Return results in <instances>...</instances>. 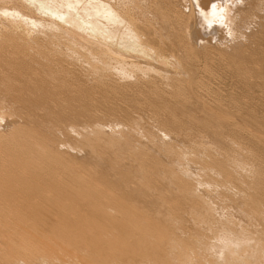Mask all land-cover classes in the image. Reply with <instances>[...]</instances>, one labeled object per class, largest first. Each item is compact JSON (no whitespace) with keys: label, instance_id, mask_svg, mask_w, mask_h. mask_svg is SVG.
Listing matches in <instances>:
<instances>
[{"label":"bare ground","instance_id":"bare-ground-1","mask_svg":"<svg viewBox=\"0 0 264 264\" xmlns=\"http://www.w3.org/2000/svg\"><path fill=\"white\" fill-rule=\"evenodd\" d=\"M181 1L187 6L185 10H188L189 14L183 10L185 15H181V9L178 11L175 6L174 8L170 5L171 0H0V58L4 59L0 66H8L10 69L14 64L19 65L16 66L18 75L16 72V75H10L9 69L3 75L0 72V128L4 133L0 141L4 139L2 144L5 143L2 146L0 142V166H14L13 171H16L15 167L20 169H17L20 174L11 172L9 167L8 175L4 168V173L0 171V264H264V161L257 163L246 160L244 146L237 141L241 136H238L239 132L236 133L237 138L227 141L229 135L225 136L228 134L224 133L225 123L233 124L235 118L232 121L220 106L216 105L214 108L209 103L199 101L200 98L196 95L197 98H192L193 102L189 103L182 101L179 97L181 93H175L172 102H167L169 99L163 100L162 96H157L158 100H155V105H161L166 110L165 113L162 110V114L167 117L163 118L165 121L160 122V119H157L159 124L150 114L152 119H149L159 125H149L150 128H147L146 123L147 127H142L143 117L141 122L136 117L138 120H132L130 125L125 127L127 121L124 124V119L127 117L124 113L134 103L127 104L128 108L117 117H114L118 111L113 103L115 108L107 106L108 109L105 110V107V111L98 117L99 115L88 110L90 107L88 108L87 104V108H83L77 105L76 100L70 101L71 97L67 99L68 95L61 98L69 93L70 89L65 78L60 80L65 76L64 72L62 77H58L59 70L56 75L55 70L50 67L51 64L47 65L54 58L52 55V58H45L47 61L43 59L47 64L41 59L44 64L39 62L38 65H42L34 66L35 68L31 67L32 64L25 65L29 54L43 58L49 52L53 53V56L57 55V58L60 56L78 64L84 74L89 75L86 74L90 78L89 81L94 80L98 85L104 84L103 78L113 77L123 82L134 78V86L135 82L139 83L142 77L149 74L153 76H150L152 79L149 77V83H152L154 88L160 81L167 79L171 73L166 74L170 67L169 70L177 71L182 84L184 82L190 88L193 80L189 78L188 72L184 71L186 69L183 65L188 63V57L191 56L190 60L195 57L192 53L194 50H199L194 41L191 44V39L199 41L203 33L206 35L210 31V34H218V41L228 34L232 35L231 40L236 42L233 43L234 56H230L231 69L239 72L241 68H247L249 65L248 75H261L259 68L264 67V58H259L262 64L258 68L255 62L258 61V51L253 52L255 56L249 54L250 51L247 53L249 49L244 52V47H240L239 41L243 36L247 40V36L241 33L242 28L246 27L245 24L242 25L245 18L251 21L256 18V10L264 7V0ZM259 33L261 32L257 34ZM249 36H254V33ZM208 38H203L206 42H201L202 49L206 48L208 40H213ZM151 39L155 41V46H152ZM228 46L232 48L231 45ZM215 47L212 49L215 50ZM218 47L222 49L220 45ZM230 47L227 49L228 53L232 50ZM177 48L184 52L180 57L176 56L179 59L171 54L173 49ZM214 50L213 52H216ZM17 51L24 56L19 55L16 60H12V57L8 61L9 57L18 53ZM168 51L170 56L165 57ZM222 51L219 54H226L225 49ZM213 54L215 57L217 53ZM246 57L247 60H244ZM223 58L221 61H224ZM56 59L53 60L57 61ZM26 72L31 74L27 79L28 83L22 78V74ZM146 78L144 82L142 78L140 83H145ZM21 82L28 86H23ZM181 82H178L179 86L183 87ZM49 83L51 89L55 86L53 90H47ZM171 84L172 81L169 86ZM125 86L127 88V85ZM126 91L124 89V92ZM137 93L139 95V92ZM150 97L154 100L152 95ZM17 101H22V110H19V103H15ZM26 106L28 110L23 109ZM130 108L132 109V106ZM155 108L153 110H156ZM139 111L141 113V110ZM144 111L142 112L145 113ZM39 112H43V115ZM146 115L150 116L148 113ZM98 120L101 122L98 123ZM179 120H186L184 131L183 128L177 129ZM163 122L167 125L161 124ZM262 123L257 124L261 126L258 128H264ZM190 128L203 131L205 141L198 140L201 137L198 138L197 134H194L195 140L193 138L187 142L189 136L185 133L187 134ZM27 130H35L44 135L50 145L45 141L39 145L36 141L33 142L35 138L32 139L22 132ZM259 130L258 133L252 134V139L264 146V133ZM60 131L62 135L58 133ZM60 135L62 137L59 138ZM166 135L175 142L169 141V145L164 146L166 142L163 138ZM143 138L145 140H141ZM208 140L211 143L205 144ZM5 141L12 144L11 149H16H10L13 154L6 149L9 145H6ZM262 146L261 148H264ZM76 151L82 152V157H78ZM11 155L15 156L16 163ZM65 157L74 161L82 160V163L86 164L82 167L89 166L91 173H96L102 178H98V181L124 199L125 204H130L131 210L125 204L126 210H119L123 206L121 203L103 201L105 197L99 189L91 190L78 183H74L72 192L69 191L73 194L70 199L54 200L59 198L57 195L62 188L60 185L63 186L61 179H53L54 182L50 180L54 188H47L49 192L44 189V194L39 192L40 196H34L35 204L28 208L27 202L34 200L30 193L40 184L33 179V176H39L40 173L36 174L32 166L38 167V159L49 158L48 161L53 158L55 161L49 162H54L57 169L63 170ZM126 162L131 165V169H122ZM30 171L34 174L32 179L28 176ZM84 201L88 204L86 211H82L87 212L85 215L88 217L83 219L84 226L80 227L77 234L72 232L71 227L59 221L44 229V221L37 217V212L33 213L36 211L33 207L45 206L48 209L51 207L60 210L66 206L69 212L65 219L73 221L76 211L81 208L79 203ZM110 210H118L121 217L110 220ZM139 213L152 223L144 225ZM162 234H165L164 239L167 237L168 242L165 244L161 242Z\"/></svg>","mask_w":264,"mask_h":264},{"label":"rangeland","instance_id":"rangeland-1","mask_svg":"<svg viewBox=\"0 0 264 264\" xmlns=\"http://www.w3.org/2000/svg\"><path fill=\"white\" fill-rule=\"evenodd\" d=\"M172 2H171V6L172 7H176V9H178V11L180 10V13H181V15H185V13H184V11L186 12V14H187V12H188V14H189V11L188 10H185V7L187 8V6L184 4V3H182V1L181 2H178L179 0H171ZM176 1V2H175ZM180 3H181V5H180ZM184 4V5H183ZM177 5V6H176ZM170 6V7H171ZM182 6H184V7H182ZM174 7V8H175ZM183 9H182V8ZM184 10V11H183ZM183 11V12H182ZM256 12L259 14V16H258V14L257 13H255V15L257 16L256 18H253L252 19V21H251V19H248V18H245V23H243L242 25H244L245 24V28L243 29L242 28V30H241V33L243 34V35H245V36H247V40H249V42L246 40V39H244V36H243V39H241V40H245V42H243V41H239L241 44H240V47L241 48H243V50H244V52H245V50H247V49H249V50H247V53L249 52V54L251 53V55H256V54H258V55H256V56H258V57H256V58H258V61H260L261 62V59L259 60V58H264V40H262V38H264V34H262V33H264V25H262V24H264V21H262V19H264V17H261V15H264V13H261V12H264V7H262L260 10L259 9H257L256 10ZM183 13V14H182ZM260 13H261V15H260ZM258 17H260V19H258ZM249 20V21H248ZM190 21V23L192 22V19H190L189 20ZM246 21H248V23L246 22ZM257 21V22H256ZM189 23V22H188ZM189 23V24H190ZM247 23V24H246ZM250 23V24H249ZM195 24V23H194ZM256 24V25H255ZM191 26H192V23L190 24ZM259 25V26H258ZM190 26V27H191ZM253 28H252V27ZM254 27H255V29H254ZM192 28H193V26H192ZM192 28H190V30H192ZM249 29V30H247V29ZM261 28H262V30H261ZM252 29V30H251ZM239 30V29H238ZM245 30V31H244ZM258 30H260V31H258ZM252 31V32H251ZM258 32H261V33H259V34H257ZM208 33V32H207ZM216 32H212V34H210V31H209V33L208 34H206L207 35V37H206V35L203 33V35H201V39H199V41H198V39H197V41H196V39H194L193 38V40L191 39V44H193V41L195 42L194 44H195V46L197 47V49H198V47H199V50H194V51H197V53H199V54H197V53H194V51L192 52L193 53V55L195 54V57L192 59V60H190V57H188L189 58V60H188V63L184 66L183 65V68L184 69H186V70H184V71H186V73L189 75V78H192L191 80H193L191 83H192V85H191V87L189 88V86L187 87V85H185V83L183 82V84H184V86L182 87H180L179 85V83L181 82L180 81V76H179V74H177V71H175V70H173V71H171V70H169V68H168V72L166 73L167 75H168V77L172 74V73H176L177 74V77L174 75V74H172L169 78L167 77V79H169V81L167 80V82H166V80L164 81H160L159 83H158V85H157V89L156 88H154L153 86H151V84L152 83H149V81H150V78L151 77H153V76H151V75H147V76H145V77H142L143 78V82H144V80H145V78H146V81H145V83H147V84H145V83H143V82H141L140 83V81H142V78L139 80V83H136L135 82V84H134V86L136 87L135 89H136V91L137 92H139V95H138V93L137 92H135V89H134V86H133V84L132 83H134L133 81H134V78L133 79H129L128 81L127 80H125L126 82H123V81H117L116 79H113V77L112 78H103V82H104V84H100L99 83V85H98V83H96L94 80V83H93V81L91 82V81H89L90 80V78H88L87 76H86V74H84L85 72L82 70V68L80 69V66L78 65V64H74V63H72V62H70L69 60H64L63 58H60V56H58L59 58H57V55H55L54 54V56H53V53H49L48 52V54L47 55H45L43 58L41 57V56H37V55H33V57H32V55H28V61H25V65H27V66H30L31 64V67L32 68H35L34 66H36L37 67V65H38V63L39 62H42V60L43 59H45V58H48L50 55H52V57H54V58H52L51 56L49 57V58H52L51 60L50 59H48V60H50V62H48V64L45 62V60H43L44 62H45V64H47V65H49V63L52 65H50V67H52L53 68V70H55L54 71V73L56 74V71H58L57 72V76L59 77H62L63 75H65L64 77H62L60 80H63L64 78V80H66L65 82H67L66 84L69 86V89H70V92L69 93H67L66 95H63V96H61V98H63L64 96H67V99L69 98V97H71V100L70 101H72V99L73 100H76L75 102L77 103V105H80L81 107H85V104H87V107L89 108L88 110L89 111H91V113H92V111L94 112V113H92V114H96L98 117H100V114L102 115V113L105 111V110H107L108 109V107L110 108V106H111V108H115L114 107V105H113V103L116 105V110L118 111V112H116L115 113V115H114V117H117L118 116V114H120V115H122L121 113H123L124 112V110L125 109H127L128 108V106L132 103H134L133 105H130V106H132V109L130 108V106H129V109H128V111H130V112H128L127 110L125 111V113H124V115L127 117L126 119H124V124L126 123V121H127V123L125 124V127H128L129 125H130V123L132 122V120H134V119H136V117H138V119H136V120H138L139 122H141L142 121V117H143V123L141 124V126L142 127H144V125H145V127H147V128H150L151 126H153L154 124H156V120L158 119H160L159 121L160 122H162V121H165V120H163V118L165 119H167V117H166V114L164 115V114H162V110H163V112L164 111H166L164 108H163V106H159L158 107V105H155L156 103H157V101H155V100H158L157 98L158 97H161L163 100H167V99H169V100H167V102H169L171 99H173L174 100V95H175V93H179V95H181V96H179L181 99H182V101H188L189 103L190 102H193L192 101V98H200V99H198L199 101H204V102H206V103H209L211 106H213L214 108H215V106L217 105V106H220V108H221V110L222 111H226V112H224V113H228L227 115L229 116V117H231L230 119L233 121L234 119L233 118H235V120L233 121V124H226L225 123V127H224V133H228V134H225V136H228L226 139H227V141L228 142H230L231 140H233V138L234 137H236L237 138V135H236V133L237 132H239L238 133V136L239 135H241V136H239L238 138H237V141L238 142H240V144H242L241 146L243 147L244 146V149L243 150H245L244 151V154H245V156H246V160H249V161H256L257 163H262V161H264V148H261V144L260 143H257L254 139H252V134H254V133H258V130L260 129V128H258V127H261V126H257V124H261L262 122H264V93H262V92H264V81H262V80H264V77H262V76H264V75H262V72H264V67H260L259 65H261L262 64V62H264V61H262L260 64H259V62L256 60V59H254V60H256L255 62H256V64H258L257 66H258V68H259V70H261V71H259L260 72V76L262 77V79H261V77L259 76H257V75H255V76H253V74H250V75H248V73H250L249 72V69H247L248 68V66L249 65H247L246 67L247 68H245L244 66V68H241L242 70L241 71H236V70H234L233 68L231 69V60H230V56L233 54V52L235 51L234 49H233V47H234V44L236 43L235 41H234V37L232 38L233 39V41L231 40V37L230 36H232V35H228L227 34V37L226 36H224L225 38H222V39H220L219 41H218V34H216V35H214ZM239 33V32H238ZM254 33V36H252V37H254V38H252L251 36H249L250 34H253ZM256 33V34H255ZM255 35H257V37L255 36ZM208 36H211L210 38H208ZM215 36H217V37H215ZM248 36H249V39H248ZM260 38H259V37ZM208 38V39H213V40H208V44H207V46H206V48H204V49H202L201 47L203 46V42H204V44H205V42H206V40L204 41L203 40V38ZM230 37V38H229ZM240 38H242V37H240ZM216 39V40H215ZM152 40V39H151ZM215 40V41H214ZM251 40V41H250ZM258 40V41H257ZM203 41V42H202ZM212 41H214V42H212ZM223 41V42H222ZM232 41V43H230V42ZM39 42H41V41H39ZM154 40H152L151 41V43H153L152 44V46L154 45L155 46V44H154ZM202 42V43H201ZM222 42V43H221ZM226 42H229V43H226ZM250 43V44H248V43ZM202 45H201V44ZM223 43H225V44H223ZM234 43V44H233ZM245 43H247V44H245ZM40 45H41V43H39ZM198 46H197V45ZM231 45L232 46V48L230 47V46H228V45ZM246 46H245V45ZM253 44V45H252ZM261 44V45H260ZM220 45V47H222V49L221 48H219L218 46ZM222 45V46H221ZM226 45V46H225ZM251 45V46H250ZM259 45V46H258ZM192 46H194V45H192ZM215 46H217V47H215ZM225 46V48H223ZM249 46H250V48H249ZM196 47H193V48H196ZM215 47V50L214 49H212V48H214ZM227 47V48H226ZM228 47H230L232 50L230 51L229 50V52L230 53H228ZM254 47H256V48H254ZM261 47V48H260ZM218 48H219V52L220 51H224V49H225V53L226 54H223V53H220L219 54V52H218ZM229 48V49H230ZM259 48V49H258ZM201 49V50H200ZM217 49V50H216ZM251 49H253V50H251ZM256 49V50H255ZM174 51H176V52H172L171 54L174 56V57H176V56H178V57H180L179 55H183V53L184 52H181L180 50H179V48H177V49H173ZM213 50L214 51H216V52H213ZM262 50V51H261ZM12 51V50H11ZM199 51V52H198ZM222 51V52H223ZM255 51V53H256V51H258L256 54L255 53H253ZM261 51V52H260ZM18 53V56H17V54L15 55L14 54V56H11V57H9V59H8V61L12 58V60L14 59V60H16V58L18 57H20L19 55H21V57H23L24 56V54L23 53H21V52H19V51H17ZM169 52V53H168ZM168 52H166L167 54H166V56L165 57H169L170 55H168V54H170V51H168ZM232 52V53H231ZM260 52V53H259ZM21 53V54H20ZM213 53H217V54H219L220 55V57H218L217 56V54H215V57H214V54ZM247 53H245L246 54V56L248 55ZM262 53V54H261ZM22 54H23V56H22ZM210 54H212V55H210ZM229 55V58H228V55ZM261 54V55H260ZM10 55V54H9ZM188 55V54H187ZM192 55V54H191ZM223 55H225V57H226V55H227V61L225 60V57L223 56ZM260 55V56H259ZM16 56V57H15ZM40 59H38L37 57ZM43 56V55H42ZM48 56V57H47ZM55 56H56V58H55ZM185 56H186V54H185ZM189 56V55H188ZM232 56H234V55H232ZM262 56V57H261ZM31 57V58H30ZM35 57V58H34ZM224 57V58H223ZM218 58V59H217ZM221 58H223L222 60H224V61H221ZM35 59H37V60H35ZM42 59V60H41ZM53 59H56L57 61H55V60H53ZM58 59H60L59 61H58ZM62 59V60H61ZM176 59H179V58H177L176 57ZM220 59V60H219ZM247 60V57L246 58H244V60ZM35 62H34V61ZM53 60V61H52ZM219 60V61H218ZM253 60V61H254ZM3 61H4V59L1 57L0 58V62L1 63H3ZM30 61V62H29ZM47 61V60H46ZM51 61H52V63H51ZM66 61V62H65ZM230 61V62H229ZM44 62H42L43 64H44ZM227 62H229V63H227V64H229V65H227L226 63ZM258 62V63H257ZM27 63V64H26ZM33 63L35 64V65H33ZM54 64V65H53ZM65 64V65H64ZM191 64V65H190ZM39 65H42V64H39ZM38 65V66H39ZM67 65V66H66ZM72 65V66H71ZM226 65V66H225ZM16 66L17 67H19V65L18 64H14L13 65V67H11L10 69H9V67L8 66H6V67H4L3 68V66L1 67L0 66V72L2 73H0L1 75H3V73L5 74V73H7V71H8V69H9V72L8 73H10V75H12V73H14L15 74V72H16V74L18 75V70H16ZM57 66V67H56ZM66 66V67H65ZM75 68H74V67ZM172 66V65H171ZM230 66V67H229ZM262 66H264V65H262ZM188 67V68H187ZM226 67V68H225ZM3 68V69H2ZM60 68V69H59ZM4 71V72H2V70ZM7 69V70H6ZM72 69V70H71ZM75 69V70H74ZM171 69V68H170ZM244 69H246V71L244 70ZM231 72H230V71ZM234 70V71H233ZM61 71V72H60ZM81 71H83V72H81ZM233 71V72H232ZM64 72V73H63ZM77 72V73H76ZM79 72V73H78ZM244 72V73H243ZM248 72V73H247ZM28 72H26V73H23L22 75L24 76H22V78H24L23 80H26V82L28 83V81H27V79L30 77V75L31 74H27ZM61 73V74H60ZM62 73H63V75H62ZM82 73H83V75H82ZM15 74V75H16ZM73 74V75H72ZM233 74V75H232ZM237 74V75H236ZM243 74V75H242ZM15 75L13 76V77H15ZM68 75V76H67ZM88 75V74H87ZM237 77H236V76ZM245 75V76H244ZM89 76V75H88ZM151 76V77H150ZM173 76H175V78H173ZM235 76V77H234ZM257 76V77H256ZM1 77V76H0ZM150 77V78H149ZM179 77V78H178ZM239 77H241V78H239ZM243 77V78H242ZM258 78V79H256V78ZM26 78V79H25ZM71 78V79H70ZM88 78V79H87ZM149 78V80H147ZM178 78V79H177ZM244 78H246V80L244 79ZM68 79V80H67ZM76 79V80H75ZM83 79H86V80H83ZM106 79V80H105ZM111 79V80H110ZM152 79V78H151ZM172 79V80H171ZM177 79V80H176ZM251 79V80H250ZM262 81H260V80ZM0 80H1V78H0ZM71 80V81H70ZM83 80V81H82ZM105 80V81H104ZM172 81V84L169 86V84L171 83V81ZM175 80V81H174ZM190 80V81H191ZM233 80V81H232ZM248 80V81H247ZM257 80H259V81H257ZM85 81V82H84ZM89 83H88V82ZM109 81V82H108ZM132 81V82H131ZM148 81V82H147ZM246 81V82H245ZM255 81V82H254ZM114 84H113V83ZM121 82V83H120ZM129 82V83H128ZM131 82V83H130ZM179 82V83H178ZM22 83V82H21ZM96 83V84H95ZM126 83V84H125ZM163 83V84H162ZM168 83V84H167ZM175 83V84H174ZM178 83V84H177ZM244 83V84H243ZM251 83H252V85H251ZM256 83V84H255ZM23 84V86H26L24 83H22ZM91 84V85H90ZM129 84H131V86L129 85ZM148 84H150L149 86H148ZM182 84V82H181V85H183ZM51 85H53L52 83H51ZM125 85H127V88H126V86ZM137 85V86H136ZM141 85H142V87H141ZM148 87H147V86ZM28 86V85H27ZM26 86V87H27ZM48 86H50V83L46 86V88H47V90H53L54 89V85L52 86V88L53 89H51V86H50V89H48ZM144 86L145 87H147V88H144ZM178 86V87H177ZM254 86V87H253ZM114 87V89H112ZM116 87V88H115ZM138 87H140V88H138ZM160 87H161V89H160ZM168 87H169V89H168ZM176 87V88H175ZM185 87V88H184ZM25 88V87H24ZM73 88V89H72ZM78 88H79V90H78ZM88 88V89H87ZM143 88V89H142ZM148 88H149V90H148ZM183 90H182V89ZM117 89V90H116ZM124 89L125 90H127L126 92H124ZM145 89H147V90H145ZM46 90V89H45ZM76 90V91H75ZM78 90V91H77ZM104 90V91H103ZM109 90H111V91H114V92H111V91H109ZM139 90V91H138ZM140 90H141V92H140ZM153 90V91H152ZM161 90V91H160ZM174 90H176V91H174ZM107 91H108V93H107ZM147 91V92H146ZM154 91H156L155 93H154ZM160 91V92H159ZM111 92V93H110ZM142 92H144V94H146L145 95V97H144V94L142 93ZM146 92V93H145ZM154 94H153V93ZM163 92V93H162ZM174 92V93H173ZM77 93V94H76ZM113 93H115V94H113ZM136 93H137V95H136ZM140 93H142L141 94V96H140ZM151 93V94H150ZM181 93V94H180ZM108 94H110V95H108ZM148 94V95H147ZM161 94V95H160ZM165 94V95H164ZM174 94V95H173ZM71 95V96H70ZM83 95V96H82ZM143 95V96H142ZM152 95V98H154V100L153 99H151V96ZM153 95H154V97H153ZM160 95V96H159ZM172 95V96H171ZM192 95H194V97L192 96ZM197 97H196V96ZM231 95V96H230ZM74 96V97H73ZM112 96H114V97H112ZM139 96V97H138ZM146 96H149V98L148 97H146ZM158 96V97H157ZM191 96V97H190ZM73 97V98H72ZM132 97V98H131ZM138 97V98H137ZM144 99H143V98ZM156 97V98H155ZM189 97V98H188ZM66 98V97H65ZM76 98V99H75ZM111 98V100H109ZM116 98V99H115ZM131 98V99H130ZM140 98V99H139ZM142 98V99H141ZM70 99V98H69ZM80 99V100H79ZM88 99H90V100H88ZM92 99V100H91ZM100 99V100H99ZM107 99V100H106ZM151 99V100H150ZM189 99V100H188ZM78 100V101H77ZM104 100V101H103ZM140 102H139V101ZM145 100H146V102H145ZM150 100V103L148 102ZM173 100H171L170 102H172ZM86 101H87V103H86ZM89 101V102H88ZM90 101H92V102H90ZM98 101V102H97ZM112 101V102H111ZM136 103H135V102ZM143 101V102H142ZM153 101H155V103H152ZM85 102V103H84ZM100 102H102V103H100ZM105 102H107V104L105 103ZM120 102V103H119ZM131 102V103H130ZM139 102V103H138ZM147 102H148V106H147ZM15 103H19V110H22V106H23V103H22V101L20 102V101H17V102H15ZM88 103L90 104V103H92L91 105L93 106V108H91L92 106L91 105H88ZM84 104V105H83ZM103 104H105V105H103ZM127 104H129V105H127ZM152 104H153V106H157L156 108L155 107H153L152 106ZM101 105V106H100ZM140 105V106H139ZM143 105V106H142ZM149 105H151V107H149ZM108 106V107H107ZM134 106V107H133ZM136 106V107H135ZM87 107H85V108H87ZM105 107H107V108H105ZM119 107V108H118ZM126 107V108H125ZM141 107H143V108H145V109H143V108H141ZM149 107V109H147ZM163 109H162V108ZM104 108H105V110H104ZM118 108V109H117ZM137 108V109H136ZM138 108H140V109H138ZM158 109V111H157V116H156V110H153V109ZM161 108V109H160ZM23 109L25 110V109H27L28 110V108H27V106L26 107H23ZM92 109V110H91ZM94 109H96L95 111H94ZM148 111H147V110ZM150 109H151V111H153L152 113H151V111H150ZM135 110H136V112H135ZM138 110V111H137ZM139 110H141V113H140V111ZM146 112H145V111ZM179 110V109H178ZM102 111V112H101ZM123 111V112H122ZM131 111H133V112H131ZM142 111H144L145 113H143ZM160 111V112H159ZM173 111H177V109H173ZM133 113L132 115H130V114H128V113ZM150 112V113H149ZM40 114H42L43 112H39ZM148 113V115H152V116H154L153 117V120L155 119V121H151V119H152V117H151V115L150 116H147L146 114ZM155 113V114H154ZM162 115H161V114ZM165 113V112H164ZM40 114H36V115H38V116H40ZM143 114H145V115H143ZM154 114V115H153ZM43 115V114H42ZM128 115V116H127ZM163 115H164V117H163ZM147 116V118H145ZM160 116H162V117H160ZM37 117V116H36ZM111 117H113V116H111ZM134 117V118H133ZM140 117H141V120H140ZM159 117V118H158ZM129 118H131V119H129ZM149 118H151V119H149ZM162 119V120H161ZM180 119V118H179ZM181 119H182V117H181ZM129 120V121H128ZM149 120V122H147ZM157 120V121H158ZM230 120V121H231ZM7 122H8V120H6ZM99 121V120H98ZM97 121V122H98ZM158 121V122H159ZM185 121L186 120H179V122H180V124H179V127L177 128V129H179L180 130V128H183L184 126L186 127V124L187 123H185ZM231 121V122H232ZM40 121H37V123H39ZM101 121H99L98 123H100ZM130 122V123H129ZM152 124H151V123ZM153 122H155V123H153ZM160 122H159V124H160ZM146 123H148L147 124V126H146ZM150 123V124H149ZM230 123V122H229ZM250 123V124H249ZM158 123L156 124V125H159ZM161 124H163V125H167V123H165V122H163V123H161ZM245 124L247 125L248 124V126H245ZM253 124H256V125H253ZM262 124H264V123H262ZM149 125H150V127H149ZM165 125V126H166ZM227 125V126H226ZM13 127H20V126H18V125H12ZM164 126V127H165ZM245 126V127H244ZM251 126V127H250ZM124 127V126H123ZM124 127V128H125ZM184 127V128H185ZM246 127H248V128H246ZM183 128V130L182 131H184L185 129ZM22 129V128H21ZM193 128H190L188 131H187V134L185 133V135L186 136H189L188 138H187V142H189V141H191V140H193V138L195 137V135L199 138V137H201V138H197L198 140H204L205 139V137H204V134H203V131H201L199 128L197 129H194L193 131ZM262 129H264V128H262ZM262 129H260L259 131L261 132V133H264V132H262ZM23 130V129H22ZM195 130H198V131H196L195 132ZM200 130V131H199ZM2 131L3 130H1V128H0V137L1 136H4V133H2ZM185 131V132H186ZM191 131V132H190ZM23 133H26L28 136H31V138L32 139H34L33 140V142H35V143H37L38 145L39 144H43V141H45V143L49 146L50 144H48V142H46L48 139H46V137L43 135L42 136V134H39L37 131H35V130H27V131H22ZM178 132V131H177ZM189 132V133H188ZM201 132V133H200ZM59 134H61L62 135V132L60 131V132H58ZM199 133L201 134V136H199ZM191 134V135H190ZM195 134V135H194ZM59 136V138L60 137H62V136ZM169 136L170 137H174L173 135H171V134H169ZM202 137H204V138H202ZM240 137H242L241 139H240ZM44 139V140H43ZM163 139H165V144H164V146H167V145H169V141H173V142H175L173 139H171V138H169L167 135L163 138ZM239 139V140H238ZM4 140V139H3ZM2 140V141H3ZM141 140H145L144 138L143 139H141ZM194 140H195V138H194ZM234 140H236V139H234ZM2 141H0L1 142V145L3 146V145H5V143L4 144H2L3 142ZM205 141V140H204ZM255 141V142H254ZM6 142V145H9V146H7V148H6V146H5V148L8 150V152H10V153H12L13 151H15L16 149H11V148H13V146H11L12 144H10L9 142H8V144H7V141H5ZM191 143V142H190ZM211 143V141H207V143H205V144H210ZM261 145V146H260ZM9 147V148H8ZM11 147V148H10ZM14 147H15V145H14ZM19 147H21V146H19ZM64 147V146H63ZM262 147H264V146H262ZM3 149H4V147H3ZM13 150V151H11V150ZM7 150H6V152H7ZM10 150V151H9ZM242 150V151H243ZM7 152V153H8ZM59 152V151H58ZM57 152V153H58ZM72 152H75V151H72ZM77 152V156L78 157H82V155H83V153L82 152H80V151H76ZM80 152V153H79ZM82 153V154H81ZM212 153V152H211ZM13 154V153H12ZM231 154V153H230ZM15 155V154H14ZM12 156V158H13V160H14V157L15 156ZM20 156H18V158H19ZM11 158V159H12ZM67 157H65V162L63 163L64 164V168H63V170H60V168L59 169H57L58 167L57 166H55V163L54 162H49V161H53L54 159L52 158V159H50V160H48L47 161V159H49V158H41V159H38L39 160V164H38V167L37 166H32V170H34L35 171V173L36 174H38V173H40V175L39 176H33L32 175V172L30 173V175H28V176H31L30 177V179H32L33 177V179H35V181L37 180V181H39L40 182V184H39V186H36V188H33L32 189V192L30 193L31 194V196H33L32 198L34 199L33 201L31 200H29V202H27L28 204V208H29V206H31L32 207V205L33 204H35V198H34V196L35 197H38V196H40L41 194H44L45 192H49V190L53 187V184H51L50 183V180H52L53 182H54V180L53 179H61V180H63L62 182H63V186L62 185H60V188H61V191L60 192H58V190H57V192H58V197L59 198H54V200H60V201H65V200H67V199H70V197L71 196H73V194L72 193H70V192H72V187H73V185H74V183H78V185H81V186H84V187H87L88 189H91V190H93V189H99L100 190V192L102 193V195H103V197H105V198H103V201H107L108 200V202H110V203H121L123 206L121 207V208H119V210H121V211H123L124 212V210H126V208H124V202H126L124 199H122V198H120V197H118L115 193H113L112 191H109L106 187H104L102 184H101V182H99L98 180L99 179H102V178H100V176L98 175V174H93V173H91V171L89 170V166H87V167H85L86 166V164L85 163H82L83 161L82 160H80V161H78V159H77V161H74V159L72 160V159H70V158H67ZM11 159H10V162H11ZM80 159V158H79ZM12 160V161H13ZM41 160V161H40ZM45 160V161H44ZM76 160V159H75ZM55 161V160H54ZM72 161H74V162H72ZM9 162V163H10ZM76 162V163H75ZM12 163V162H11ZM14 163H16L15 162V160H14ZM44 163H45V165H44ZM49 163V164H48ZM128 165H127V164ZM126 163H124V168L122 167V169H131V165L128 163V162H126ZM2 163H0V165H1ZM126 164V165H125ZM79 165H81V166H79ZM82 165H85L84 167H82ZM262 165H264V163H262ZM13 166V165H12ZM42 166V167H41ZM10 168L9 170L11 171V172H14V173H16V172H19L20 171V169L19 168H16L15 167V169H16V171L14 170L13 171V167L11 168V165L10 166H7V167H5L4 168V166L2 165V167L0 166V171L2 172V168H4V170H6V171H4V172H7V168ZM34 167V168H33ZM48 167H50V168H48ZM54 167V168H53ZM126 167H128V168H126ZM45 168V169H44ZM82 168V169H81ZM17 169L19 170V171H17ZM8 170V171H9ZM31 170V169H30ZM4 172H2V173H4ZM45 172V173H44ZM58 172V173H57ZM14 173H12L13 175H15ZM51 173V174H50ZM54 173V174H53ZM10 174V173H9ZM18 174H20V172L18 173ZM41 174H42V176H41ZM7 175H8V172H7ZM6 175V176H7ZM17 175V174H16ZM64 175V176H63ZM91 175H94V176H91ZM98 175V176H97ZM28 176H26V177H28ZM33 176V177H32ZM96 176V177H95ZM40 177V178H39ZM57 177V178H56ZM43 178V179H42ZM48 178V179H47ZM50 178V179H49ZM99 178V179H98ZM46 180H47V182H46ZM51 181V182H52ZM42 182V183H41ZM45 182H46V184H45ZM52 182V183H53ZM72 183V184H71ZM68 184V185H67ZM70 185V186H69ZM65 186H69V187H65ZM45 187V188H44ZM71 187V188H70ZM49 190H48V189ZM54 188V187H53ZM42 189V190H41ZM44 189H46V190H44ZM65 189V190H64ZM68 191H67V190ZM71 189V190H70ZM43 190L45 191V192H43ZM38 191V192H37ZM67 191V192H66ZM70 191V192H69ZM41 194H40V193ZM65 192V193H64ZM34 193H36V194H34ZM64 196H63V195ZM30 196V197H31ZM80 205H81V208H79L78 209V211H76L77 213H75V215H74V217H75V219L73 220V221H67L66 219H65V217L67 216V214H68V212H69V208L68 207H66V206H64L62 209H56V208H49L48 209V207H41V208H36V207H33V210H36V211H33V213H38L37 214V217H39L40 219H42L43 221H44V229H47L48 228V226H52V223H54L55 221H59L60 223H62V224H64L65 226H68V227H71V229H72V232L74 231V234H77V233H79V231H80V227H82V226H84V222H85V220L83 221V219H85V217H88V216H86L85 215V213H87V212H85L86 211V207H87V204L88 203H86L85 201L84 202H80L79 203ZM125 206L126 207H129V206H131L130 204H125ZM70 208H71V206H70ZM39 209V210H38ZM46 209V210H45ZM128 209H130V207L128 208ZM133 209V208H132ZM52 212H51V211ZM82 210H85V211H82ZM131 210V209H130ZM133 210H135L136 211V209H133ZM138 211V210H137ZM84 212V213H83ZM44 213V214H43ZM120 212H118V210L117 211H115V210H110L109 211V215H108V218L110 219V220H116L118 217L120 218L121 217V215L119 214ZM140 214V213H139ZM43 215V216H42ZM141 215V214H140ZM56 216V217H55ZM62 216V217H61ZM50 218V219H49ZM52 219V220H51ZM141 219H143L144 221H142L143 223H144V225H147L148 223H152L149 219H147V217H145L143 214L141 215ZM47 225V226H46ZM142 224H140V226H141ZM164 237H165V234H162V237H161V242H163V244H165V243H167L168 241H166V239H167V237L164 239ZM150 247H154V246H150ZM166 248V247H165ZM106 250V249H105ZM165 250V249H164Z\"/></svg>","mask_w":264,"mask_h":264}]
</instances>
